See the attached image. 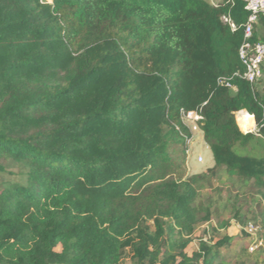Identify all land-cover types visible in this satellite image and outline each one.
Listing matches in <instances>:
<instances>
[{"label":"trees","instance_id":"trees-1","mask_svg":"<svg viewBox=\"0 0 264 264\" xmlns=\"http://www.w3.org/2000/svg\"><path fill=\"white\" fill-rule=\"evenodd\" d=\"M244 8L0 0V264H226L227 236L187 250L200 223L229 228L211 210L224 191L234 220L250 202L264 224V78H243ZM251 40L264 45L263 17ZM187 112L211 154L198 174ZM203 191L217 195L205 208Z\"/></svg>","mask_w":264,"mask_h":264},{"label":"rangeland","instance_id":"rangeland-1","mask_svg":"<svg viewBox=\"0 0 264 264\" xmlns=\"http://www.w3.org/2000/svg\"><path fill=\"white\" fill-rule=\"evenodd\" d=\"M205 1H207L213 6H217L221 3L222 0ZM186 125L188 126L191 132V139L187 144L186 152L187 171L189 174H198L211 167L210 152L203 142L202 134L199 131L197 124L190 125L187 123ZM248 126L249 131L247 133L256 132L254 120L253 126L251 124H248ZM198 155L202 156V163L196 162V158ZM220 183L222 184L224 182H222L221 180ZM220 183L215 182L214 185L221 187ZM216 197L217 195H211L209 191H203L201 192L199 197V204L201 205V207L205 208L211 203L212 199L215 200ZM211 210L213 213H217L220 219L228 220L230 222L229 228L223 232L212 231V228L215 230L217 229L216 219H212V222L209 224L200 223L195 227L194 242L189 246L187 253L191 256L197 251L198 240L206 239L209 237L211 241L216 243L221 237L227 236L228 238L232 239L231 246L224 249L221 255V259L226 264H264V224H261L260 218L258 216L260 210L250 202L246 203V205L243 204V206L241 207V215L239 217L240 222L238 223L236 220L233 219L235 211L234 207L232 206V203L228 201V193L226 191L221 193L219 201H216L211 204ZM248 224H252L256 228L257 238L262 240L263 245L261 248H259L253 253H249L247 251L250 238L246 235L244 228ZM59 250L60 248L57 249V251ZM235 254H238L237 258H235Z\"/></svg>","mask_w":264,"mask_h":264},{"label":"built area","instance_id":"built-area-1","mask_svg":"<svg viewBox=\"0 0 264 264\" xmlns=\"http://www.w3.org/2000/svg\"><path fill=\"white\" fill-rule=\"evenodd\" d=\"M243 2L245 3L244 9L247 11L248 16L242 26L243 40L238 49V58L245 69L243 78L251 85H255L258 80L264 78V45L253 43L251 39L254 26L258 23L260 17L264 18V0H243ZM182 117L185 125L187 123L196 125L201 120V117L196 112L183 113ZM196 162L202 163V156L198 155ZM244 231L250 238L247 247L249 253H253L263 246L262 240L257 238L256 228L252 224H248Z\"/></svg>","mask_w":264,"mask_h":264},{"label":"bare ground","instance_id":"bare-ground-1","mask_svg":"<svg viewBox=\"0 0 264 264\" xmlns=\"http://www.w3.org/2000/svg\"><path fill=\"white\" fill-rule=\"evenodd\" d=\"M235 119L241 131L244 133H247L249 131L248 123L251 121L250 115H248L247 113H244L243 111V112L237 113Z\"/></svg>","mask_w":264,"mask_h":264},{"label":"crops","instance_id":"crops-1","mask_svg":"<svg viewBox=\"0 0 264 264\" xmlns=\"http://www.w3.org/2000/svg\"><path fill=\"white\" fill-rule=\"evenodd\" d=\"M241 112H243V111H241ZM240 113V112H239ZM245 113V112H244ZM253 119V118H252ZM202 134V133H201ZM210 161H211V165H212V160H211V154H210Z\"/></svg>","mask_w":264,"mask_h":264}]
</instances>
